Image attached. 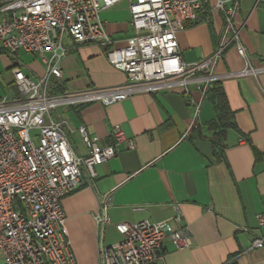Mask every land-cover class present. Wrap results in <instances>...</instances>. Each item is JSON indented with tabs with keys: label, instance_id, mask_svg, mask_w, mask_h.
<instances>
[{
	"label": "crops",
	"instance_id": "obj_1",
	"mask_svg": "<svg viewBox=\"0 0 264 264\" xmlns=\"http://www.w3.org/2000/svg\"><path fill=\"white\" fill-rule=\"evenodd\" d=\"M254 6L253 0H240L235 26L248 60L259 69L264 66V14ZM208 18L209 24H188L177 35L185 64H198L215 52L224 22L218 13ZM101 19L116 46L133 36L128 3L102 12ZM63 45L62 79L53 82L64 92L127 82L108 64L105 49L76 46L69 36ZM18 56L27 77L36 81L45 75L39 55L20 52ZM244 68L245 60L235 49L228 50L215 68L239 130L230 131L222 142L224 158L219 162L213 153V134L207 129L215 113L201 82L190 85L188 93L176 85L108 107L92 103L56 111L67 123L70 145L78 157L86 155L77 133L80 126L97 136L103 147L111 145L112 129L119 126L136 146L134 150L120 146L112 160L96 167L93 187L83 186L63 200L76 264H99L101 247L122 239L113 226H107L102 236L98 231L95 216L103 196H108L112 224L171 222L177 213L181 215L180 227L188 231L192 248L177 252L165 241L164 264H264V246L250 250L251 243L264 236L257 221L264 215V74L238 76ZM136 207L144 209L135 212Z\"/></svg>",
	"mask_w": 264,
	"mask_h": 264
},
{
	"label": "built area",
	"instance_id": "obj_2",
	"mask_svg": "<svg viewBox=\"0 0 264 264\" xmlns=\"http://www.w3.org/2000/svg\"><path fill=\"white\" fill-rule=\"evenodd\" d=\"M128 3L133 36L123 46L106 30L101 13ZM264 0H256L254 8ZM240 0H0V44L16 60L20 52L39 55L46 66L42 78L34 81L16 64L10 70L13 93L0 98V264H76L66 228L62 202L83 186L93 187L96 167L112 160L120 146L136 148L123 129L111 132V145L85 126L77 130L86 155H75L67 123L56 113L97 103L108 107L141 94H152L179 85L188 93L195 82L205 95L222 77L215 68L225 53L235 49L245 60L240 77L264 74L247 58L235 26ZM204 14L200 18L198 14ZM221 14L224 29L213 55L188 65L182 61L177 35L188 24H209L208 16ZM69 36L76 46L105 49L108 64L124 74V85L80 92L52 94V81L62 79L59 63L66 54L63 39ZM108 196L101 200L95 216L102 236L113 226L121 241L101 247L99 264H164L165 241L175 251L192 248L181 215L170 221L112 224L107 216ZM144 208L136 207L135 212ZM264 228V215L257 216ZM178 226L177 228L173 226ZM264 236L255 239L250 250L262 249ZM226 264H231L228 261Z\"/></svg>",
	"mask_w": 264,
	"mask_h": 264
},
{
	"label": "trees",
	"instance_id": "obj_3",
	"mask_svg": "<svg viewBox=\"0 0 264 264\" xmlns=\"http://www.w3.org/2000/svg\"><path fill=\"white\" fill-rule=\"evenodd\" d=\"M51 83L53 88L52 94L61 95L64 93L61 85H58L53 81ZM205 97L212 104L215 113V119L208 124L207 129L213 134V153L216 161L219 162L224 158L222 142L226 139L230 131L239 132V130L235 122V113L230 109L226 94L220 81L215 82L210 86L205 94ZM83 107L84 105L75 107V110Z\"/></svg>",
	"mask_w": 264,
	"mask_h": 264
},
{
	"label": "rangeland",
	"instance_id": "obj_4",
	"mask_svg": "<svg viewBox=\"0 0 264 264\" xmlns=\"http://www.w3.org/2000/svg\"><path fill=\"white\" fill-rule=\"evenodd\" d=\"M255 3L256 0H253V5ZM259 12H261V14H264V2H260V4L258 5L257 13ZM22 60L19 56L16 58V60L11 59L5 52L2 51V47L0 44V98L3 96L10 97L12 95L13 87H8V84L12 82L10 70L14 65L20 64ZM58 111H60V109H58Z\"/></svg>",
	"mask_w": 264,
	"mask_h": 264
}]
</instances>
